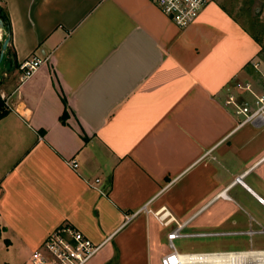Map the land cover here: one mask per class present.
<instances>
[{
    "label": "crops",
    "instance_id": "1",
    "mask_svg": "<svg viewBox=\"0 0 264 264\" xmlns=\"http://www.w3.org/2000/svg\"><path fill=\"white\" fill-rule=\"evenodd\" d=\"M0 5V238L17 264L64 223L100 244L85 264H161L160 206L215 239L188 252L264 250V122L238 126L225 102L261 47L220 0L183 28L152 0Z\"/></svg>",
    "mask_w": 264,
    "mask_h": 264
},
{
    "label": "built area",
    "instance_id": "2",
    "mask_svg": "<svg viewBox=\"0 0 264 264\" xmlns=\"http://www.w3.org/2000/svg\"><path fill=\"white\" fill-rule=\"evenodd\" d=\"M162 13L174 24L183 28L193 22L210 0H152ZM45 58L32 56L19 63L22 78L33 74ZM254 70L260 74L262 87L256 91L251 81L237 82L236 90L226 98L236 115H240L238 126L246 123L264 122V58L254 60ZM5 100V95L1 94ZM239 97V98H238ZM76 167L75 160L70 161ZM153 215L164 227L169 228L167 242L169 250L160 258L161 264H264V250L219 251V252H180L174 243L177 238L207 235L183 231L186 221L180 222L166 206L154 210ZM95 244L71 224L55 227L37 246L27 262L23 264H85L98 251Z\"/></svg>",
    "mask_w": 264,
    "mask_h": 264
},
{
    "label": "rangeland",
    "instance_id": "3",
    "mask_svg": "<svg viewBox=\"0 0 264 264\" xmlns=\"http://www.w3.org/2000/svg\"><path fill=\"white\" fill-rule=\"evenodd\" d=\"M220 3L224 5L229 12L242 23L250 33L259 41L260 52L258 57L255 59L264 58V0H220ZM0 46L4 39V35L0 32ZM1 49V48H0ZM6 55H4L0 63V83L2 81L3 69L6 67ZM252 64L249 67L248 78L244 79L242 82L251 81L253 87L256 91L261 90L262 79L259 73H257ZM1 94H4L1 91L0 86V98ZM238 94H240L238 92ZM6 97V96H5ZM3 99V98H2ZM232 108V107H231ZM234 109V108H232ZM241 117L240 115H237ZM187 230V228H186ZM185 229L183 231H186ZM213 240V241H212ZM215 239L210 238H198V237H186V238H177L174 240L176 248L180 252L192 251L191 249H198L204 245H211L216 243ZM21 260V255L16 253L14 246H10L6 240L0 238V264H17Z\"/></svg>",
    "mask_w": 264,
    "mask_h": 264
},
{
    "label": "trees",
    "instance_id": "4",
    "mask_svg": "<svg viewBox=\"0 0 264 264\" xmlns=\"http://www.w3.org/2000/svg\"><path fill=\"white\" fill-rule=\"evenodd\" d=\"M0 19L3 21L4 23V31H5V35L4 38L7 36V34L10 36L11 31H10V20L8 17V14L5 10V8H3L0 5ZM9 111V108L7 107V105L4 102V99L0 98V118H2L3 116H5ZM67 112L66 110L63 111V113L60 116V119L63 121L64 118L66 117Z\"/></svg>",
    "mask_w": 264,
    "mask_h": 264
},
{
    "label": "water",
    "instance_id": "5",
    "mask_svg": "<svg viewBox=\"0 0 264 264\" xmlns=\"http://www.w3.org/2000/svg\"><path fill=\"white\" fill-rule=\"evenodd\" d=\"M3 27H4V23L0 19V28L3 29ZM9 40H10V36L7 34V36L2 41V45H1V49H0V63H1L2 59H3L4 52H5V50H6L7 46H8Z\"/></svg>",
    "mask_w": 264,
    "mask_h": 264
}]
</instances>
